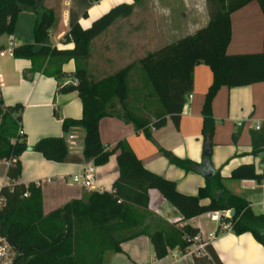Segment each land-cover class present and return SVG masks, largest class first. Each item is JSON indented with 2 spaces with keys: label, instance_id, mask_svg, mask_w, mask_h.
<instances>
[{
  "label": "trees",
  "instance_id": "trees-1",
  "mask_svg": "<svg viewBox=\"0 0 264 264\" xmlns=\"http://www.w3.org/2000/svg\"><path fill=\"white\" fill-rule=\"evenodd\" d=\"M142 1L131 0L130 4L117 5L86 29L73 24L63 38L70 47L49 49L43 43L51 27V14L41 6L35 8L34 0H0V36L13 35L16 18L21 11L29 10L35 14L33 44H22L11 50L13 59L30 62L28 79L40 73L54 79L57 93H76L81 117L79 120L62 119L60 129L64 136L72 129L81 130V160L100 167L117 152V177L110 193L92 192L85 202L73 200L44 214L39 187L15 183L20 172L18 158L24 152H34L46 161L66 163L69 159L65 139L43 138L28 147L23 136L18 135L22 107H4L0 98V162L7 164L4 174L6 185L0 189V197L4 200L0 210V237L15 252L13 264H100L103 252H118L120 243L140 235L148 237L155 260L163 259L167 251L173 249L185 254L192 245V238L198 234L196 229L173 224L153 232L147 231V192L151 190L177 211L181 217L179 223L210 212L233 211L232 216L225 220L230 231L234 235L249 233L264 249V216L253 214L246 201L227 193L218 172L204 176L203 186L195 196H182L175 191L173 183L146 172L124 143L119 142L111 151H106L99 142L97 131L99 120L106 117L130 123L135 131L147 125L135 115L145 109L144 105L139 111L127 106V79L133 72H138L141 77L137 79L140 91L135 93L144 94L159 110L153 116L152 127L163 126L165 117L176 124L185 97L191 90L193 68L203 64L212 78L200 112L202 160L208 163L213 129L210 103L217 90L264 82V46L257 54H226L230 41L229 15L251 1L257 3L264 15V0H207L209 20L194 34L147 53L135 64L127 65L112 75L91 79L87 70L90 43L115 21L127 18ZM34 46H39V49L34 50ZM68 62L74 64V72L68 77V84L63 85L60 80L65 76L61 67ZM71 82L75 85L72 86ZM257 131L251 137L253 157L259 155L264 147V126ZM162 155L185 173H200L198 165L177 160L165 152ZM227 179L260 185L262 175L253 165H243L233 169ZM203 200H208L207 205L200 204ZM206 253L208 256H193V264H218L214 256Z\"/></svg>",
  "mask_w": 264,
  "mask_h": 264
},
{
  "label": "crops",
  "instance_id": "crops-1",
  "mask_svg": "<svg viewBox=\"0 0 264 264\" xmlns=\"http://www.w3.org/2000/svg\"><path fill=\"white\" fill-rule=\"evenodd\" d=\"M130 3L131 0H42L41 8L52 16L43 46L49 49L69 48L63 38L73 24L86 29L111 8ZM209 16L207 0H143L127 18L115 21L90 43L87 70L91 79L112 75L127 65L135 64L145 54L194 34L207 24ZM34 23L32 11H21L17 15L13 35L0 36V98L4 107H22L19 130L28 147L43 138L65 139L60 129L61 120H79L81 117V106L75 92L57 93L54 79L40 73L28 79L30 62L12 58L13 48L33 44ZM229 26L227 55L257 54L263 50L264 15L255 1L229 15ZM38 49L39 46H34V50ZM73 72L72 62L62 65L63 85L68 83ZM138 77L141 79L138 72L128 76L127 106L139 111L144 105L145 109L135 115L147 125L135 131L132 124L115 117L102 118L97 125L101 146L111 151L117 143H124L146 172L173 183L175 191L182 196H195L203 186L204 176L216 171L227 193L246 201L253 214L264 216V147L256 157L251 155V137L258 132L255 126H264V82L217 90L210 103L213 129L209 161L204 163L200 112L212 80L208 68L203 64L193 68L191 90L185 97L176 124L165 117L163 126L157 129L152 127V123L159 110L144 94L135 93L140 88L132 81ZM69 134L74 136L76 146L68 150L69 161L66 163L46 161L34 152H24L18 158L20 172L15 183L39 187L44 214L73 200L85 202L88 194L98 190L110 193L117 177V152L109 156L105 165L93 167L90 162L81 160V130L72 129ZM162 152L198 165L200 173H185L171 165ZM0 165L4 176L7 164L0 162ZM243 165H253L261 173L260 185L227 179L233 169ZM82 166L93 168L90 176L93 190L71 184V176ZM0 182H5V178ZM147 199L145 225L148 232L162 229L165 225H187L197 230V238L201 242L208 241L205 253L214 256L218 264H264V249L249 233L234 235L230 230L218 233V224L209 220L210 224L202 222L205 215L179 223L180 215L156 191H148ZM207 203L208 200L200 202L201 205ZM224 223L227 224L225 220ZM210 235L214 236L211 240ZM118 249V252H103L100 264H193L195 256L191 247L182 255L176 249L169 250L163 259L155 260L149 239L144 235L120 243Z\"/></svg>",
  "mask_w": 264,
  "mask_h": 264
},
{
  "label": "built area",
  "instance_id": "built-area-1",
  "mask_svg": "<svg viewBox=\"0 0 264 264\" xmlns=\"http://www.w3.org/2000/svg\"><path fill=\"white\" fill-rule=\"evenodd\" d=\"M68 84V83H67ZM72 86L75 85L74 82L70 83ZM190 99V96L187 97ZM259 126H255V130H258ZM18 135H21L20 130L18 131ZM65 143L67 145V149H71V147L75 145V138L72 134H67L65 137ZM93 172V168L91 166H82L79 171L73 174L70 178L71 184L77 185L82 188H87L93 190L90 183V176ZM6 185V182H0V189ZM97 193H102V191L98 190ZM26 195H23L25 197ZM4 206V200L0 197V210ZM205 218L210 222L218 224L217 232L225 233L228 232L229 226L224 223V220L229 219L228 211L225 212H210L205 214ZM216 232V233H217ZM214 236L210 235L209 240H211ZM208 245V241L201 242L197 236L192 238V253L195 255L206 256L205 247ZM190 247V248H191ZM15 258V252L13 249L5 242L3 238L0 237V264H13V260Z\"/></svg>",
  "mask_w": 264,
  "mask_h": 264
},
{
  "label": "rangeland",
  "instance_id": "rangeland-1",
  "mask_svg": "<svg viewBox=\"0 0 264 264\" xmlns=\"http://www.w3.org/2000/svg\"><path fill=\"white\" fill-rule=\"evenodd\" d=\"M186 22H188V20L186 21ZM61 82L63 81V80H60ZM132 83L134 84V85H137L136 87H138L139 85H138V80H136V81H132ZM141 86H139V88H140ZM138 101H136V103H137ZM150 102H153V101H150ZM154 103V102H153ZM149 105V104H148ZM151 105H152V103H151ZM144 108H145V106H144ZM4 176H3V167L0 165V180L3 178ZM202 222L203 223H206V224H210L209 223V221H208V219H205V218H203L202 219ZM107 240V239H106Z\"/></svg>",
  "mask_w": 264,
  "mask_h": 264
},
{
  "label": "water",
  "instance_id": "water-1",
  "mask_svg": "<svg viewBox=\"0 0 264 264\" xmlns=\"http://www.w3.org/2000/svg\"><path fill=\"white\" fill-rule=\"evenodd\" d=\"M34 2H35V8H37V7L41 6L42 0H34ZM232 214H233V211H228V216L229 217H231Z\"/></svg>",
  "mask_w": 264,
  "mask_h": 264
}]
</instances>
